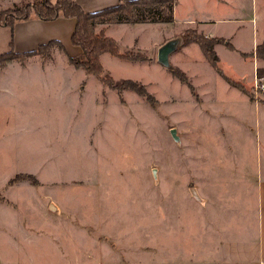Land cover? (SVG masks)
Wrapping results in <instances>:
<instances>
[{"label": "rangeland", "instance_id": "rangeland-1", "mask_svg": "<svg viewBox=\"0 0 264 264\" xmlns=\"http://www.w3.org/2000/svg\"><path fill=\"white\" fill-rule=\"evenodd\" d=\"M223 10L228 20L108 24L130 56L102 53L113 83L56 45L0 64V264H130L257 233L264 0ZM200 33L233 45L215 43L216 66L191 40Z\"/></svg>", "mask_w": 264, "mask_h": 264}, {"label": "crops", "instance_id": "crops-1", "mask_svg": "<svg viewBox=\"0 0 264 264\" xmlns=\"http://www.w3.org/2000/svg\"><path fill=\"white\" fill-rule=\"evenodd\" d=\"M87 11H93L118 3L120 0H78ZM241 0H177L174 11V21L187 23H203L212 20L229 19L223 9L239 8ZM210 8V9H209ZM220 14V15H217ZM77 18L75 16H60L45 20L36 15L29 19L19 20L14 27L0 25V53L14 50L24 52L37 48L41 43L51 39H59L70 49H77L75 56L82 51L79 45H71L72 32ZM56 25L57 29L48 30L46 26ZM45 27V28H44ZM100 29V28H99ZM207 36V35H206ZM220 36V35H215ZM227 38L226 36H222ZM73 44V43H72ZM219 43L216 44L217 47ZM235 45V43H234ZM236 47V45H235ZM71 49V50H72ZM80 49V50H79ZM246 52L239 47L235 48ZM218 53V52H217ZM74 55V54H72ZM219 55V53H218ZM220 57V56H219ZM264 62V58L260 59ZM258 230L247 239L231 238L229 247L214 249L212 246L201 244L192 253L177 244L168 245L164 253L155 252V259L151 255L130 259V264H264V174L258 181ZM239 231V230H237ZM175 245V246H174ZM177 248V251H174ZM158 255V257H156ZM102 264H125L122 260H112Z\"/></svg>", "mask_w": 264, "mask_h": 264}, {"label": "trees", "instance_id": "trees-1", "mask_svg": "<svg viewBox=\"0 0 264 264\" xmlns=\"http://www.w3.org/2000/svg\"><path fill=\"white\" fill-rule=\"evenodd\" d=\"M177 0H120L118 3L87 11L78 0H39L24 5L0 11V25L14 27L19 20L29 19L36 15L45 20L55 19L60 16L77 18L75 28L72 32V43L79 45L82 49L77 56L69 53L65 44L59 39H51L41 43L37 48L18 52L8 50L0 53V64L8 61L36 53H42L49 46L56 45L67 55L68 60L76 65L82 66L87 72H93L104 81L113 83V78L105 77L103 74L104 66L101 62V55L110 52L120 58H129V54L122 52L117 41L106 34V26L111 23H138V22H172L174 21L175 6ZM100 26V29L98 27ZM200 44L205 54L216 66L219 55L214 47L215 43L226 41L230 47L233 45L224 37L214 36L209 38L204 34H198L191 39ZM260 45V46H259ZM260 48L263 44H259ZM261 70V69H259ZM260 73V72H259ZM128 82L137 85L136 82ZM116 86V85H114ZM143 89V86H141Z\"/></svg>", "mask_w": 264, "mask_h": 264}, {"label": "water", "instance_id": "water-1", "mask_svg": "<svg viewBox=\"0 0 264 264\" xmlns=\"http://www.w3.org/2000/svg\"><path fill=\"white\" fill-rule=\"evenodd\" d=\"M175 46V43L173 41H169L166 44H164L159 52V59L165 63L168 64L169 63V52L173 49V47ZM172 132H175V129H172Z\"/></svg>", "mask_w": 264, "mask_h": 264}, {"label": "built area", "instance_id": "built-area-1", "mask_svg": "<svg viewBox=\"0 0 264 264\" xmlns=\"http://www.w3.org/2000/svg\"><path fill=\"white\" fill-rule=\"evenodd\" d=\"M256 86L264 89V75L262 76H258V74H256Z\"/></svg>", "mask_w": 264, "mask_h": 264}]
</instances>
